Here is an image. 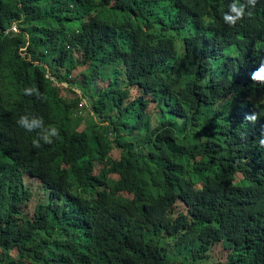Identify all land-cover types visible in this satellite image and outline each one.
Instances as JSON below:
<instances>
[{
  "label": "trees",
  "instance_id": "trees-1",
  "mask_svg": "<svg viewBox=\"0 0 264 264\" xmlns=\"http://www.w3.org/2000/svg\"><path fill=\"white\" fill-rule=\"evenodd\" d=\"M234 3L0 0V264H264V0Z\"/></svg>",
  "mask_w": 264,
  "mask_h": 264
},
{
  "label": "rangeland",
  "instance_id": "rangeland-1",
  "mask_svg": "<svg viewBox=\"0 0 264 264\" xmlns=\"http://www.w3.org/2000/svg\"><path fill=\"white\" fill-rule=\"evenodd\" d=\"M113 69H109L107 71H105L104 73H102V75L104 76L105 79H107ZM47 76H49V74H47ZM50 77V76H49ZM51 78V77H50ZM101 81V80H98ZM59 87L64 88L63 92H66L68 95L71 94V97L74 100H78L79 99V109H78V115L81 117H85L86 120H91L96 119V115L93 112L92 106H91V98L88 97L90 96V94H92V91L89 90L88 92H86V88L84 86H82L81 84L75 82L72 84H68V83H62L60 85H58ZM195 241L190 240L189 242H187L184 246H182L179 250L178 253L180 254V256H185V254H189L190 250L192 247L195 246Z\"/></svg>",
  "mask_w": 264,
  "mask_h": 264
},
{
  "label": "clouds",
  "instance_id": "clouds-1",
  "mask_svg": "<svg viewBox=\"0 0 264 264\" xmlns=\"http://www.w3.org/2000/svg\"><path fill=\"white\" fill-rule=\"evenodd\" d=\"M231 11L233 13H235L234 16H224V19L232 24H234L236 22L237 19H239L241 16L244 15V10H243V6L238 4V0L237 3H234L231 6ZM261 73H264V65H262L255 73H253V78H259ZM248 82V81H247ZM251 119H255V117H251ZM18 123L22 124L24 127L31 129L32 127V123H35V121H33L32 123H28V121L24 118H21Z\"/></svg>",
  "mask_w": 264,
  "mask_h": 264
},
{
  "label": "built area",
  "instance_id": "built-area-1",
  "mask_svg": "<svg viewBox=\"0 0 264 264\" xmlns=\"http://www.w3.org/2000/svg\"><path fill=\"white\" fill-rule=\"evenodd\" d=\"M10 30H11L13 33H19V32H20V30L18 29V27H17L16 24H15ZM10 30L7 31V33H9Z\"/></svg>",
  "mask_w": 264,
  "mask_h": 264
}]
</instances>
